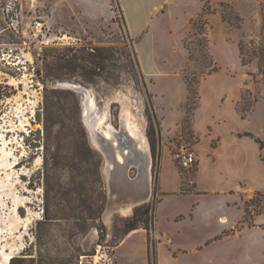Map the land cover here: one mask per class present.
Segmentation results:
<instances>
[{
    "label": "rangeland",
    "instance_id": "1",
    "mask_svg": "<svg viewBox=\"0 0 264 264\" xmlns=\"http://www.w3.org/2000/svg\"><path fill=\"white\" fill-rule=\"evenodd\" d=\"M120 1L130 8L133 22L143 23L146 19L147 31L159 38L164 47L168 62L158 64L157 70L169 74L168 78L157 82L155 90L167 92L180 106L183 82L174 71L184 63L185 50L186 63L180 72L184 80L186 76L193 80L198 93L191 102L188 95L185 109L166 108L167 122L175 121L185 112L171 129L169 139L164 141L161 134L158 142V133L151 136L158 147L155 156L153 154L150 205L157 206L161 199L158 154L163 149L170 187L179 183L176 171L183 182L194 180L196 165L184 170L175 155L182 149L195 152L192 123L200 106L199 88L214 69L217 70L214 73L234 77V82L224 84L227 94H238L236 110L241 117L245 115L244 126L264 142V77L258 74L255 63L243 65L239 51L240 42L248 45L260 34L261 6L258 0H176L172 14L162 17L150 11L144 16L135 11L136 3L132 0ZM111 6L114 21L122 28L117 35L98 21L90 22L88 28L85 26V21L90 20L86 0H0V264H12L13 258H17L14 264H76L79 249L82 254H88L81 257L80 264H148L144 254L146 239L142 235L147 231L122 237L127 212L103 220L105 228L100 220L70 219V214L86 217V206L97 201L88 196L99 187L92 176L95 169L87 162L90 153L77 131L78 120L82 121L89 145L102 158L105 189L107 185L104 158L94 147L82 120L83 95L74 97L52 91L59 73L51 69L56 68L54 55L71 48V58L87 66V70L77 68L62 72L91 91L106 126L110 119L109 123L119 129L121 115L125 114L149 139L153 128L155 132L163 128L161 110L166 102L162 105V98L158 100V111L155 95L149 90L154 84L145 78L136 59L134 44L122 20L120 2L114 1ZM194 13V18L186 24L187 17ZM36 21L45 24L38 38L32 28ZM200 28L208 40L206 53L200 45ZM98 46L110 49L105 53V57H109L104 61L105 68L98 66L96 58L86 51L88 47ZM188 48L193 52V59ZM145 59L143 56L147 66ZM84 75L89 80L84 81ZM190 106L192 110L188 113ZM133 123H130L131 128ZM150 142L152 145V139ZM250 151L252 161L261 164L263 175L264 150L258 147V151L255 148ZM206 177L201 175L202 187L211 183ZM262 182L264 185V179ZM45 207H49L53 220L44 219ZM244 207L246 218L264 212V193L246 198ZM152 238L157 247L156 224ZM9 256L11 260L5 262ZM196 262L195 258L182 260V264ZM162 263L166 264L164 255Z\"/></svg>",
    "mask_w": 264,
    "mask_h": 264
},
{
    "label": "crops",
    "instance_id": "2",
    "mask_svg": "<svg viewBox=\"0 0 264 264\" xmlns=\"http://www.w3.org/2000/svg\"><path fill=\"white\" fill-rule=\"evenodd\" d=\"M86 1L89 5L90 19L89 22L85 21L87 28L90 22L98 21L102 27L104 25L113 31V35L121 33V25L114 21L115 12L111 9L113 0ZM132 1L136 3L135 11L144 16L150 11L166 17L172 14L177 4L176 0ZM119 2L123 13L122 20L128 36L133 41L143 74L154 84L149 90L155 95L158 111H160V107L157 106L158 100L162 98L161 101H164L161 102L162 105L166 102V106L161 110L163 117L161 134L165 141L173 133L171 129L176 121L185 116L183 111L175 121L167 122L165 110L185 109L188 101L186 80L180 72L186 63V52L183 50L184 63L174 71L175 76L183 82V100L178 107L167 92L155 90L157 82L162 78H168L169 74L157 70L158 64L168 62L161 40L147 31L146 19L143 23L133 22L130 8L120 0ZM196 13L187 17L186 24ZM143 56L146 58L147 66L144 65ZM232 81H235L232 75L214 73L200 84V106L195 111L192 123L196 140L193 148L197 154L193 181L183 182L181 175L176 171L179 183L171 188L172 184L167 182L163 164L165 149L158 154L161 158V199L155 209L158 234L157 264H164L162 255L166 264H182L183 259L191 258H195L196 264H264V212L246 218L244 207L246 198L264 193L261 164L252 161L250 151L251 148L257 151L258 147L264 149L256 141V139L262 141V138L244 126L247 119H243L236 110L238 94L234 93L231 96L227 94L224 84ZM246 134H252L254 138ZM261 159L264 160L263 157ZM258 161L262 163L261 160ZM201 175H206L208 181H211L208 187H202ZM142 230L144 229L136 230L130 235L140 233ZM142 235L143 239L144 236L146 239L145 260L149 264L147 233Z\"/></svg>",
    "mask_w": 264,
    "mask_h": 264
},
{
    "label": "water",
    "instance_id": "3",
    "mask_svg": "<svg viewBox=\"0 0 264 264\" xmlns=\"http://www.w3.org/2000/svg\"><path fill=\"white\" fill-rule=\"evenodd\" d=\"M54 87L83 95L82 120L94 147L104 158L107 199L102 221L125 212L128 213L125 214L126 219L130 218L137 208L150 204L152 199L154 156L149 137L125 114L121 115L119 129L109 123L110 119L107 120V136L100 129L102 112L96 108L90 90L72 81H57ZM130 123L137 129L134 126L131 128ZM132 129L137 132H132ZM132 172L136 174L132 176Z\"/></svg>",
    "mask_w": 264,
    "mask_h": 264
},
{
    "label": "trees",
    "instance_id": "4",
    "mask_svg": "<svg viewBox=\"0 0 264 264\" xmlns=\"http://www.w3.org/2000/svg\"><path fill=\"white\" fill-rule=\"evenodd\" d=\"M113 1H117V0H113ZM258 2L260 3V6H261L262 29L260 31L258 38L256 40L251 41L248 45L243 43V42H240L239 51H240V56H241L243 65L249 66L250 64L255 63L257 65L258 74L264 77V0H258ZM203 24L204 23H202V28H204ZM194 26L195 27L197 26L196 22H194ZM202 28H200L201 30H199V34L202 36V39L200 40V45L202 46V50L205 51V53H206L207 48H208V40H207V38L205 36V32ZM197 29H199V28H197ZM72 50L73 49H71V48H67L65 50V53H61V54L56 55V56L54 55V58L56 59V62H55L56 68L52 67L51 69L53 71H55V70L59 71V73L56 74L57 76H56L55 80L53 81V87L57 81H72V82L81 83L79 80H75V79L70 78V76H71L70 74L62 72V70L76 71L77 68H83L84 70H87V66H84V65L80 64L78 61L73 60V58H71L70 54H71ZM55 51L57 52L58 50L55 49ZM55 51H53V53ZM86 51L89 52V54L91 55L92 58H96V63L98 64V66L105 68L104 61L109 58V57H105V53L110 51L109 48L101 47V46L93 47V48L88 47L86 49ZM188 51L190 52V59H193L194 56H193L192 50L188 48ZM56 52L54 54H57ZM93 63H95V62H93ZM212 72L213 73L217 72V70L214 69ZM212 72H210L209 75L213 74ZM82 78L84 79V81L89 80L87 77H85V75L82 76ZM186 85H187V89H188L189 96H190L189 100L191 102L193 97L198 94L196 92L197 89L194 86L193 80H191L188 76H186ZM52 91L67 93V94L74 96V97L78 96L75 92H73L71 90H66V89H60V88L54 87V89H52ZM191 108L192 107L190 106L188 113H189V111L192 110ZM155 116L156 115H154V117ZM242 118L245 119V115H242ZM77 124H78L77 125L78 126L77 131L82 135L83 144L85 145V147L87 148V150L90 153V156H89V159L87 162L90 165H93V167L95 169L92 173V176L93 177L95 176V179L97 180V183L99 184V187L97 188V190H92L91 193L89 194L90 196H88L90 199L97 198V201L92 202L91 204L86 206V209H85L87 211L86 217H80L79 215H81V214H70L72 216V218H70V219H75V220L80 221V222H85L88 220H100L103 227L105 228L103 221H102V214H103L104 209H105L107 195H106V189H105V185H104V181H103V177H102V171H101L102 158L89 145V142L87 139V134H86L85 128L83 127L82 121L80 122L78 120ZM160 132H161V130H158V131L156 130V132H155L154 128H153L152 132H149L150 140L152 139V150H153L154 156L156 153V148L158 146L155 145L156 140L151 138V136L153 137L154 134L158 133V137H159L161 135ZM151 133H152V135H151ZM246 135L254 138V136L252 134H246ZM159 141H160V137L158 138V142ZM256 141L260 144L261 148L264 149V142H262L261 140H258V139H256ZM79 196H81V193H79ZM71 209L73 211L75 210L74 208H71ZM155 209H156L155 204H153V205L149 204V205L139 207L134 211L133 216H131L130 218L126 219L123 222V229L124 230L122 233V237H126L130 233H132L136 230H139L141 228H143L147 231L149 264H157V247L155 244L156 243L155 240H153V238H152V231L154 230V226H155ZM246 213H247V211H246ZM44 219H46V220L52 219V218H50L49 207H45ZM104 240H106V238ZM98 244L100 245L101 242H98ZM78 251L80 254H78L76 256V258H77L76 264L81 263V257L82 256L88 255V254H82L80 249ZM16 259L17 258H13L11 260V263L14 264Z\"/></svg>",
    "mask_w": 264,
    "mask_h": 264
},
{
    "label": "built area",
    "instance_id": "5",
    "mask_svg": "<svg viewBox=\"0 0 264 264\" xmlns=\"http://www.w3.org/2000/svg\"><path fill=\"white\" fill-rule=\"evenodd\" d=\"M44 23L41 21L34 22L33 25V31L35 32L33 35L35 37H39V33L44 32ZM175 160L178 162L179 166L184 170H191L196 165L197 162V156L196 153L189 150H180L175 155Z\"/></svg>",
    "mask_w": 264,
    "mask_h": 264
},
{
    "label": "bare ground",
    "instance_id": "6",
    "mask_svg": "<svg viewBox=\"0 0 264 264\" xmlns=\"http://www.w3.org/2000/svg\"><path fill=\"white\" fill-rule=\"evenodd\" d=\"M93 99H91V103H93ZM103 118H104V116H103ZM103 118L100 120V123H99V126H100V129L104 132V134H106L107 136H108V131H107V129H106V121L105 120H103ZM103 126V127H102ZM129 126V125H128ZM133 132V131H132ZM126 213V212H125ZM11 256H9V257H7L6 258V260H5V262H9L10 260H11Z\"/></svg>",
    "mask_w": 264,
    "mask_h": 264
}]
</instances>
